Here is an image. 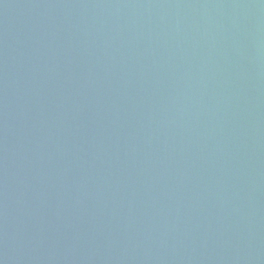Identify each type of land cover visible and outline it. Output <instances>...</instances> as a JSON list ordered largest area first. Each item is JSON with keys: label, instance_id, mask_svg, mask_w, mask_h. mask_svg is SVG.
<instances>
[{"label": "water", "instance_id": "1", "mask_svg": "<svg viewBox=\"0 0 264 264\" xmlns=\"http://www.w3.org/2000/svg\"><path fill=\"white\" fill-rule=\"evenodd\" d=\"M0 264H264V0H0Z\"/></svg>", "mask_w": 264, "mask_h": 264}]
</instances>
